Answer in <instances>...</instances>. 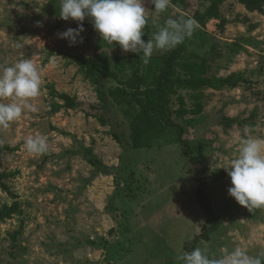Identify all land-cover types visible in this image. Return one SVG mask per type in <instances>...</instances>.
Wrapping results in <instances>:
<instances>
[{
  "label": "rangeland",
  "instance_id": "rangeland-1",
  "mask_svg": "<svg viewBox=\"0 0 264 264\" xmlns=\"http://www.w3.org/2000/svg\"><path fill=\"white\" fill-rule=\"evenodd\" d=\"M199 1L204 10L208 3ZM143 5L145 42L167 19L192 17L177 0L160 13L151 0ZM59 11L60 0H0V65L33 58L41 74L40 95L31 101L37 111L0 128V175H15L4 180L10 192L0 187V209L18 205L21 211L0 221V264H179L176 257L209 221L217 230L196 247L210 258L237 246L252 256L264 252V207L249 211L230 197L231 179L223 168L238 155L246 126L264 138V12L227 1L220 8L224 26L216 19L197 23L185 40L189 53L211 50L210 76L244 78L236 88L205 90L203 121L185 131L193 151L188 157L174 132L151 149H132L125 111L136 108L117 106L109 94L120 83L83 72L72 57L104 52L102 66L114 70L118 56L140 55L103 41L90 18L64 21ZM79 23L82 43L70 46L59 38ZM173 49H154L152 56ZM53 91L77 97L82 107L51 113L58 101ZM179 95L192 109V93ZM103 106L106 125L95 118ZM172 109H179L177 96ZM178 123L185 126L184 120ZM36 133L48 138L43 154L23 149L25 138ZM199 190L209 211L199 204Z\"/></svg>",
  "mask_w": 264,
  "mask_h": 264
},
{
  "label": "clouds",
  "instance_id": "clouds-1",
  "mask_svg": "<svg viewBox=\"0 0 264 264\" xmlns=\"http://www.w3.org/2000/svg\"><path fill=\"white\" fill-rule=\"evenodd\" d=\"M156 13L165 11L170 0H151ZM143 0H60L59 18L64 21L83 22L90 18L94 30L108 44H118L124 52L140 55L145 65L154 49L171 50L192 36L197 21L191 17L169 18L157 33L145 42L143 29L147 23ZM83 24L59 33L60 39L70 46L82 43ZM41 74L33 58L22 59L11 66L0 65V128L7 129L10 122L19 120L25 111L35 112L31 103L40 95ZM10 101V102H4ZM239 141L238 155L223 167L231 179L230 197L249 211L264 207V138L254 137L249 128ZM47 136L28 135L23 149L30 154H43L48 149ZM219 258H210L200 247L183 252L176 259L179 264H264V252L249 255L240 246L228 251L222 249Z\"/></svg>",
  "mask_w": 264,
  "mask_h": 264
},
{
  "label": "trees",
  "instance_id": "trees-1",
  "mask_svg": "<svg viewBox=\"0 0 264 264\" xmlns=\"http://www.w3.org/2000/svg\"><path fill=\"white\" fill-rule=\"evenodd\" d=\"M227 1L231 0H205V3L208 4L204 10H202L203 5L199 0H177V3L190 11L192 13L191 18H194L201 26H206L209 21L214 19L221 20L222 26H224L226 21L222 19L220 8ZM237 1L251 11L264 12V0ZM185 40L169 53L156 57L152 56L147 65L143 63L140 56L137 58L118 56L114 70L102 66L106 60V53L104 52L93 58L72 57L75 64L83 72L89 75H98L102 79L116 80L120 83V86L112 89L109 94L117 106L121 107L128 104L131 108H136L135 111H125V114L130 117V140L133 150L151 149L155 142L163 140L171 132H174L176 142L186 149L185 155L191 156L193 151L188 140L185 139V131L186 128H195L203 121L205 90L221 91L225 88H236L241 82H244L243 76L236 73L227 78L210 76L208 56L211 50L208 51L200 47L199 52L189 53L185 47ZM127 73L130 75L127 76ZM180 91L192 93V109L187 107L184 97L179 95ZM53 96L58 100L51 105V113L53 114L59 113L61 110H77L82 107L77 97L55 91H53ZM175 96H177L179 104L177 110L172 109V98ZM99 99L105 103V96L102 91H100ZM103 108L104 113L95 116V118L106 125V110L104 106ZM178 120H184L185 126L179 124ZM224 120L226 127L231 128L233 126V120ZM115 138L119 141L117 136ZM90 162L94 166L99 164L94 160ZM198 162V160L194 161V163ZM11 176L15 175L13 173L0 175V187L7 192H10V188L4 183V180ZM197 199L201 207L205 211H209V201L203 190L198 191ZM16 213H21L18 205L13 209L5 206L0 209V221L10 219ZM211 223L213 221L208 222V226L203 229L202 234L192 244L185 246L187 252L196 248L201 240H211V234L217 230V224L213 223L212 225Z\"/></svg>",
  "mask_w": 264,
  "mask_h": 264
}]
</instances>
